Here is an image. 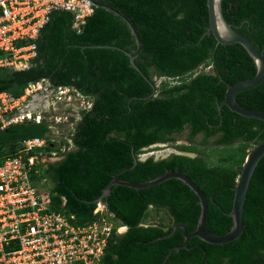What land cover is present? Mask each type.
<instances>
[{
	"label": "trees",
	"instance_id": "1",
	"mask_svg": "<svg viewBox=\"0 0 264 264\" xmlns=\"http://www.w3.org/2000/svg\"><path fill=\"white\" fill-rule=\"evenodd\" d=\"M104 1L121 8L136 23L143 49L135 62L142 73L122 50L90 46L135 49L134 36L120 16L94 7L86 22L75 28L71 11H53L34 40L37 54L30 66L0 67V92L20 96L29 83L47 79L53 87L76 89L92 105L81 110L80 120L59 142L47 120L0 128V156L17 154L22 142L35 136L48 138L49 152L71 145L60 160L40 167L53 184V208L76 225L101 215L95 213L96 200L114 174L125 168L119 178L133 182H146L168 170L186 171L208 198V228L227 232L233 225L229 212L241 167L250 148L264 140V121L226 105L220 112L219 104L229 84L255 75L254 60L241 44H221L212 32L205 34L208 0ZM222 7L226 19L264 52V0H223ZM207 66L212 69L205 70ZM154 74L179 83L165 81L156 93ZM237 99L246 107L264 109V81L240 92ZM186 130L190 144L175 143L176 135ZM199 134H203L202 145L196 143ZM214 137L217 146H231L219 162H212L203 146ZM159 143L197 156H150L132 168L135 157L159 149L152 147ZM103 202L111 219L128 227L110 237L104 264H264V156L247 192L244 232L231 242L212 244L195 236L166 260L171 248L185 239L182 228L169 235L174 225L184 222L191 232L201 214L199 196L178 178L139 189L113 184ZM151 209H164L171 224L163 219L152 222Z\"/></svg>",
	"mask_w": 264,
	"mask_h": 264
},
{
	"label": "built area",
	"instance_id": "2",
	"mask_svg": "<svg viewBox=\"0 0 264 264\" xmlns=\"http://www.w3.org/2000/svg\"><path fill=\"white\" fill-rule=\"evenodd\" d=\"M89 4L87 0H0V67H29L37 54L34 40L52 12L71 11L73 27L80 28L93 13ZM50 87L57 100L78 101L79 110L92 105L87 96L42 79L29 83L20 96L0 92V128L46 120L52 128L65 122V117L47 116L33 108L40 93ZM47 144L48 138L35 136L25 139L17 154L0 156V264H104L110 237L128 227L111 219L105 202H98L95 209L101 215L84 225L74 224L66 213L53 208L51 189H45L49 178L40 164L52 160L44 161L47 155L62 158L71 145L49 152Z\"/></svg>",
	"mask_w": 264,
	"mask_h": 264
},
{
	"label": "water",
	"instance_id": "3",
	"mask_svg": "<svg viewBox=\"0 0 264 264\" xmlns=\"http://www.w3.org/2000/svg\"><path fill=\"white\" fill-rule=\"evenodd\" d=\"M222 1L223 0H208L207 4L209 8V27L205 32V34L212 32L215 38L217 39L218 43L221 44H233V43L241 44L254 60L257 67V71L255 75L251 78L241 80L232 85L230 84L228 85L225 98L219 104L220 112H221V108L224 105H226L232 111L237 112L243 116L257 118L264 121V109L246 107L242 105L237 99V95L240 92L252 89L264 81V52L260 51L256 47L255 43L248 36L238 31L237 28L233 26V24L226 19L223 12ZM89 2L90 4L88 6L92 12H94V7L96 8L100 7L113 12L117 16H120L127 23L136 42V48L133 50L124 49L122 47L113 44H92L90 46L109 47V48L122 50L126 55L130 57V62L132 66L135 69H137L140 73H142V71L135 62V58L138 57L139 54L142 52L143 40L141 38L139 29L136 23L134 22V20L121 8L107 1L87 0V3ZM135 97L137 98L138 96ZM161 145L164 146L167 144L159 143L153 145L152 147L161 146ZM38 149L42 150L43 148H38ZM172 153H180L193 157L197 156V153L181 151L174 147L173 150L170 149L152 150L144 154H139L137 157H135L134 165L132 166V168L135 167L138 160H145L150 156H154L156 159L164 158ZM263 156H264V140L254 144V146L248 152L244 163L242 164L239 178L237 180V184L235 187V195H234L232 210L229 212V215L232 216L233 218V225L231 229L225 233L214 232L208 228L207 226L208 212H209L208 198L205 195L204 191L200 188V186L193 181V179L187 174V172L181 171L179 169L168 170L165 173L155 178H151L146 182H133L119 178V174L127 169L125 168L114 174L112 181L104 188L103 194L96 200V202L97 203L100 202L102 204L104 197L111 193V187L113 184L126 185L139 189V188L151 187L153 185L162 183L163 181H166L170 178H178L182 180L184 183H186L188 186H190L199 196V202L201 204V214L199 216L197 227L193 231L188 232L186 223L179 222L178 224L174 225L173 230L169 235L174 234L178 228H182L185 239L183 243L171 248V250L166 256V260H167V258H169V256L173 253V251L187 247L189 240L195 236L212 244H224L227 242H231L241 236V234L244 232L246 225L244 221V207H245L247 192L252 177L254 175L255 169Z\"/></svg>",
	"mask_w": 264,
	"mask_h": 264
},
{
	"label": "rangeland",
	"instance_id": "4",
	"mask_svg": "<svg viewBox=\"0 0 264 264\" xmlns=\"http://www.w3.org/2000/svg\"><path fill=\"white\" fill-rule=\"evenodd\" d=\"M26 64V62H25ZM210 66H207L205 68V70H210L209 69ZM154 81H155V85H156V93H159L160 87L162 85L163 82H168L170 85H174L177 84L179 82H176L177 80H169L167 77H165L164 75H159V74H154L153 76ZM68 90L71 89H66V92ZM57 95L53 94L52 88L50 87L48 91H43V93H40V99L38 100V102H36L35 104H33V108L36 109H40L43 111H46V115L47 116H61L62 118L65 117L64 120H66L64 123V125L62 124H52V132L53 134H55L56 136H53L54 139H56L57 142H59L61 139L60 137H63L64 135H66V137L68 136V134L73 130L74 126L77 124L78 120H80V110L79 107L76 105L78 103V101H74L71 102H64V101H59L57 100ZM74 97V96H73ZM188 130L184 131L182 134H177L176 137L178 140L175 141V143L181 144V143H188L190 144V142H188L186 140V136H187ZM203 139V134H199L196 137V143L197 144H203L201 141ZM215 137L211 138L210 141L207 144H204V147H207V152L209 154H211V159L212 162H219V157L221 156H226L228 155V149L231 147H224L221 145H216L213 143ZM167 145L164 146H160V150H165V149H170L173 150L172 146H168V143H164ZM252 148V147H251ZM250 148V150H251ZM159 149H155V150H159ZM152 151V150H151ZM148 152V151H147ZM145 152V153H147ZM144 154V153H142ZM59 157H50L49 155H47L46 158H44V161H55L57 160ZM46 183V182H45ZM53 187L52 182L48 179V183L47 186H45V189H51ZM152 222H156L160 219H163V221L165 222L166 225L171 224V220L170 217L168 215V213L164 210L161 209L160 211L151 209L150 211V218H149ZM150 221V222H151Z\"/></svg>",
	"mask_w": 264,
	"mask_h": 264
},
{
	"label": "crops",
	"instance_id": "5",
	"mask_svg": "<svg viewBox=\"0 0 264 264\" xmlns=\"http://www.w3.org/2000/svg\"><path fill=\"white\" fill-rule=\"evenodd\" d=\"M66 88H68V89H71L70 91L72 92V93H75V94H77V93H80V92H78L76 89H74V88H72V87H66ZM38 99V98H37ZM39 99H40V97H39ZM38 99V100H39ZM128 229V228H127Z\"/></svg>",
	"mask_w": 264,
	"mask_h": 264
},
{
	"label": "clouds",
	"instance_id": "6",
	"mask_svg": "<svg viewBox=\"0 0 264 264\" xmlns=\"http://www.w3.org/2000/svg\"><path fill=\"white\" fill-rule=\"evenodd\" d=\"M80 112H81V110H80ZM61 159V158H60ZM60 159H57V160H60ZM57 160H55V161H57ZM53 162V161H52Z\"/></svg>",
	"mask_w": 264,
	"mask_h": 264
},
{
	"label": "flooded vegetation",
	"instance_id": "7",
	"mask_svg": "<svg viewBox=\"0 0 264 264\" xmlns=\"http://www.w3.org/2000/svg\"><path fill=\"white\" fill-rule=\"evenodd\" d=\"M209 69H210V70L212 69L211 66L209 67Z\"/></svg>",
	"mask_w": 264,
	"mask_h": 264
}]
</instances>
